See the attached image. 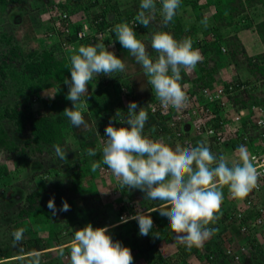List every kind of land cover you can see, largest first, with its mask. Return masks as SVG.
<instances>
[{
	"label": "trees",
	"instance_id": "16d2710c",
	"mask_svg": "<svg viewBox=\"0 0 264 264\" xmlns=\"http://www.w3.org/2000/svg\"><path fill=\"white\" fill-rule=\"evenodd\" d=\"M128 1L0 0V153L6 166L15 163L17 170L11 171L6 167L0 172V178L9 174L13 180L11 186L0 182L3 188L0 191V255L6 259L1 263L26 264L20 257H27L28 253L36 250L42 253L41 264H65L61 255L63 247L57 249L55 258L44 257L45 252L42 251L48 249L52 242L55 246L66 243L61 242L66 229L69 233L66 238L72 241L74 231L88 223L93 227L109 226L113 240L131 248L133 264H142L143 258L147 259V264H187V258L193 255L203 264L232 262V256L221 239L230 214L225 215L226 220L218 219L209 225L218 231L203 247L182 248L183 256H174V262L164 258L160 242L166 243L172 237L163 227L167 218L158 211L151 213L162 235L159 241L150 234L139 235L136 220L128 219L122 223L121 218L132 213V198L124 193L118 196L117 192L111 193L113 196H102L100 179L91 174L87 150L95 149L98 140L107 139L104 133L110 118L117 110L127 115L128 105L133 101L137 102L138 108L145 107L149 113L144 129L146 135L156 138L174 134L161 125L163 116L153 111L152 104L160 102L155 98L142 66L116 38V24L128 22L133 25L137 38L148 45L153 56L156 53L150 41L154 31H169L177 40L190 37L193 47L199 49L203 57L192 71L197 86L192 92L197 93L199 87H210L213 83L226 87L233 84L235 92L230 99L236 114L240 108H249L253 102L264 101V0H203L201 3L200 0H181L177 14L167 26L163 24L162 4L156 0V11L149 27L136 24L141 0H130V5L137 8H129ZM251 9H255L254 13L250 12ZM64 14L68 17L64 18ZM188 15L194 19L193 22ZM43 16L47 18L46 23H42ZM256 17H261V20L257 22ZM205 18L207 27L201 23ZM85 26L90 30L80 37L78 34ZM19 28L23 29L21 39L17 32ZM38 30L43 32L42 37ZM104 30L107 31L104 43L112 42L114 53L125 63V71L113 73L114 76L100 74L93 78L88 84V97L83 98L88 105L83 113L88 127H74L63 115L65 108L73 107V102L66 98L69 87L64 83L66 78L71 79L72 49L99 41L96 33ZM252 41H255V52L248 55L244 45L251 46ZM231 65L236 66L240 76L224 79L222 70ZM242 65H245L249 76L241 77ZM183 73L181 85L185 79ZM206 107L216 113L221 110L218 103H207ZM232 115L230 112L227 117ZM252 119V116L241 117L237 124H231L246 133ZM116 124L122 126L118 120ZM218 125L219 119L214 122V126ZM189 131V128L181 130L177 141L166 142L186 147L197 146L208 139L203 132L190 135ZM249 137L252 140L251 134ZM75 142L76 148L72 146ZM238 143L236 140L235 145ZM57 144L67 152V159L61 161L56 156L54 146ZM249 144L253 148L252 142ZM215 150L218 152V148ZM219 154L220 151L217 158ZM20 166L25 168L21 177L18 176ZM115 186L118 192L126 190L120 188L118 181ZM134 190L144 194L139 189ZM227 191L229 189L225 186L223 194ZM251 195L254 191L247 195L248 198H252ZM53 198L55 213L48 207L49 200ZM81 199L85 201L83 206L79 205ZM64 201L68 202L69 211L60 210ZM256 202L264 206V194L258 195ZM139 203L146 205L147 201L142 199ZM156 203L153 201L148 208L156 207ZM83 214L87 224H84ZM259 216L260 213L252 210L239 222L231 220L235 222L232 231L237 232L241 240L237 250L241 264H264V219L258 221ZM242 226L245 231L240 230ZM19 228L25 230L26 238L17 245L12 234ZM151 248L158 253L154 254Z\"/></svg>",
	"mask_w": 264,
	"mask_h": 264
},
{
	"label": "clouds",
	"instance_id": "9594fccd",
	"mask_svg": "<svg viewBox=\"0 0 264 264\" xmlns=\"http://www.w3.org/2000/svg\"><path fill=\"white\" fill-rule=\"evenodd\" d=\"M160 3L162 4L163 24L167 26L177 14L181 0H160ZM139 9L136 24L149 27L152 15L156 11V0H141ZM45 17L43 16V19ZM201 23L205 27L208 25L206 18ZM100 32L104 33L103 40L72 49L73 54L70 56L71 79L66 78L64 83L69 87L66 98L73 102V107L65 108L63 115L74 127H88L83 114L88 105L83 98L88 97V84L93 78L100 74L114 76L113 73L125 71L126 66L123 60L117 57L114 51L109 50V47L113 49L112 42L104 43L107 31H97L96 34ZM114 33L122 47L127 49L136 62L142 66L154 96L161 106L165 109L171 106L176 110L184 107L188 100L184 88L190 87L191 93L197 88L194 82L196 77L192 71L203 59L200 50L193 47V40L190 37L177 40L173 33L166 30L154 31L150 41V46L156 53L153 56L149 53L148 45L137 38L135 27L128 22L116 24ZM182 71L185 78L183 85L180 83L183 79ZM215 85L216 83L210 87H199V92L193 94L199 95L206 106L207 103H215L209 101L202 93L203 88L212 89ZM148 118L149 113L145 107L138 108L137 102H130L127 115L117 110L114 117L110 118L104 133L107 139L98 140L95 149L87 150L92 171L95 172L98 169L99 173L106 177L114 176L111 179L115 184L118 181L120 188L126 189L122 190L123 193L131 195L132 201H136L139 205L138 208L133 206L132 213L129 217H122L121 222L126 223L128 219L136 220L139 225V235L148 236L150 234L159 241L162 235L151 213L158 211L161 216L166 217L167 220L164 221L163 227L172 236L166 243L175 246L171 249L174 253L166 256L165 241H161L160 245H164L161 248L163 257L174 262V256H183L182 248L190 250L193 247H203L204 243L218 231L209 225L215 224L218 219L226 220L225 215L230 214L225 229H222L221 239L224 240L226 249L231 245L238 249L241 240H239V235L234 236L237 232L232 231L235 222L231 220L236 219L239 222L244 214L252 210L260 213L257 207L263 206L256 201L258 195L264 194V183L259 184L258 170L250 158L253 153L264 154L262 143L254 140L253 135L252 140L249 137L248 141H243L241 136H230V132H227L229 139L225 142L206 139L204 143L199 142L197 146L185 147L180 144L173 146L166 140L177 141L181 130L185 131L187 128L190 130L188 132L190 135L198 134L199 131L195 128V124L180 121L175 125H169L165 122L166 117L163 116L161 125L172 130L174 134L173 136L163 134L152 138L144 132ZM117 120L122 126L115 125ZM156 129H153L154 133ZM236 140L239 142L237 146L235 145ZM250 142L253 148L250 147ZM54 148L56 156L61 161L67 159V152L60 145L57 144ZM215 148H218L221 153L218 158V153L213 152ZM236 155L239 158H235L232 164L226 159L229 158L228 156ZM93 156L96 157L92 158ZM3 162L5 167L3 165L1 168L7 167L11 171H17L15 163L11 162L6 166L4 160ZM101 163L107 165L108 168ZM20 167L18 170L25 172V168ZM8 175L3 174L1 177ZM18 176L21 177L22 172H18ZM1 180L2 178L0 182ZM11 181L13 184L12 178ZM225 186L229 191L223 194ZM134 189H139L144 194L141 195ZM113 190L118 191L117 188ZM251 191H254V195L248 198L247 195ZM101 192L107 193L108 191ZM142 199L147 201L146 205L139 203ZM229 199H236L233 208L221 213L222 203ZM149 201H157L156 207L148 208ZM48 207L55 213L54 198L49 200ZM60 210H70L67 201L63 202ZM240 230L245 231L243 226ZM24 231L23 228H19L13 232L15 244L22 243ZM68 245H70V264H133L131 248L122 245L118 240L114 241L107 225L93 227L91 223H88L74 231L72 241L53 247L58 249ZM150 250L154 254L158 253L154 248ZM200 251L204 252V249ZM41 255V252L33 250L27 254V257L22 256L20 259L26 264H41ZM61 255H63V250H61ZM190 258H187V264ZM230 261L239 262L235 261L233 256ZM142 264H147L146 258H143Z\"/></svg>",
	"mask_w": 264,
	"mask_h": 264
},
{
	"label": "built area",
	"instance_id": "2783aa9c",
	"mask_svg": "<svg viewBox=\"0 0 264 264\" xmlns=\"http://www.w3.org/2000/svg\"><path fill=\"white\" fill-rule=\"evenodd\" d=\"M67 18L66 14L63 15ZM89 32V27L85 26L83 30L79 32V36L83 37ZM100 40L104 39V33L100 32L97 34ZM264 85V79H263ZM190 87L184 88L188 100L186 105L180 110H176L169 106L167 109L163 108L161 104H153V111L159 112L162 116L166 117V123L169 125H175L176 123L192 122L195 124V128L199 132H203L208 139L217 142H225L229 139L227 132H230V136L239 137L241 136L243 141L249 140V135H253L254 140L260 141L264 146V101L253 102L249 108H240L236 114L233 113V103L231 102V95L235 92L234 85L231 84L228 87L223 84H217L212 89L203 88L202 93L209 101H214L219 104L221 113H216L209 107H206L205 103L201 100L200 96L191 93ZM244 86H241L243 89ZM233 114L230 118L227 117L229 113ZM220 116V117H219ZM252 116L253 119L248 125L246 133H242L237 129L236 123L241 117ZM219 119V125L214 126V122ZM251 132V133H250ZM255 167L259 173V184L264 183V154L253 153L250 155ZM250 203V201H248ZM257 210L260 212V216L257 218L258 221L264 219V207L258 206ZM242 245V244H241ZM244 249V248H243ZM242 249V250H243ZM227 252L233 256L235 261H239L240 254L238 249L233 245L227 246Z\"/></svg>",
	"mask_w": 264,
	"mask_h": 264
},
{
	"label": "rangeland",
	"instance_id": "374dc122",
	"mask_svg": "<svg viewBox=\"0 0 264 264\" xmlns=\"http://www.w3.org/2000/svg\"><path fill=\"white\" fill-rule=\"evenodd\" d=\"M201 2H203V0L201 1ZM131 4V1L129 0L128 1V4H127V6L128 5H130ZM135 6V5H134ZM134 6H129V8L130 7H134ZM134 8H137V6L136 7H134ZM261 7H259V9H260ZM254 10L255 9H251V11L250 12H252V13H254ZM30 11V10H29ZM189 14V13H188ZM45 17V16H44ZM188 18H189V20L191 21V22H193L194 21V19L191 17V16H187ZM206 17H208L209 18V20L211 19L210 17V15H206ZM261 20V17H256V21L258 22V21H260ZM26 21L27 20H25V23H26ZM47 22V18L45 17L44 19L42 18V23H46ZM27 24V23H26ZM18 32V37L21 39V35L23 34V29H20L19 28V30L17 31ZM38 34H39V36L40 37H42L43 36V32L42 31H40V30H38ZM253 34H255L256 35V33L254 32ZM252 36V35H251ZM250 36V37H251ZM256 39H257V37H256ZM260 41H261V39H260ZM262 42V41H261ZM251 43V42H250ZM254 43H255V41H254ZM253 43V41H252V43H251V46H249V44L248 45H244L245 46V51L247 52V54L249 55H251V54H253L255 51H254V48H253V45H255ZM261 44V43H260ZM109 50L110 51H114V48L113 49H110V47H109ZM243 57V56H242ZM245 65H242V67H241V77L243 76L244 77V74H248V72H247V70L245 69V67H244ZM226 68V73H224L223 75L227 78V79H233V78H236L237 76L239 77L240 75H239V72H238V70H237V68H236V66H229L228 68L227 67H225ZM223 71V70H222ZM51 92H53V90H51ZM54 93V92H53ZM72 146L74 147L75 146V148L77 147V142H75V143H73L72 144ZM214 151L213 152H215V153H219V151L217 152L215 149H213ZM83 157H84V155H83ZM94 157H96V156H93L92 158H94ZM229 158H226L231 164H232V162H233V160L235 159V158H239V156L238 155H236V156H233V157H231V156H228ZM3 155H2V153L0 154V172L1 171H3L2 170V166L4 165V167H5V164H4V162H3ZM5 161V160H4ZM93 162H94V160H93ZM92 162V163H93ZM92 163H91V165H92ZM13 164V163H12ZM13 166V165H12ZM11 166V167H12ZM15 166V165H14ZM21 168V167H20ZM21 172H24L23 170H21ZM91 174L95 177H97L98 179H100L99 180V182H100V184H101V187H102V191H108L107 193H102V196L103 197H108V195L110 194V196H113V195H111V193H118V196H119V193H123V192H118V191H115V190H113V189H115L116 188V186H115V182H114V180H112L111 179V177L113 178L114 176H111V177H106V175H102V174H100L99 173V171H98V169L95 171V172H93L92 170H91ZM5 175V174H4ZM2 178V182L4 183V184H8V185H12V181H11V176L10 175H8V176H2L1 177ZM109 179V180H108ZM116 180V179H115ZM1 189H3V188H1L0 187V190ZM131 193V192H130ZM109 196V197H110ZM129 196H131V195H129ZM129 201V200H128ZM236 202V199H234V200H231V199H229V200H227L226 202H223L222 203V206H221V213H224V212H226V211H228V210H231L232 208H233V204ZM85 204V201L84 200H80L79 201V205H81V206H83ZM132 205L134 206V207H139V205L136 203V201H133V203H132ZM133 210V209H132ZM79 216V215H78ZM82 218H83V220H84V224H87L88 222L87 221H85V217H84V214H83V216H82ZM155 233H157V232H155ZM63 234H64V236L62 237V239H61V242H67L68 241V239L66 238L67 237V235L69 234L68 233V231H67V229H66V231L65 232H63ZM238 234L236 233L234 236H237ZM24 238H26L25 236H24ZM23 238V239H24ZM212 238V237H211ZM65 240V241H64ZM212 239H209L207 242H209V241H211ZM166 244V243H165ZM53 246H55V243L54 242H52L51 244H50V249H46L44 252L45 253H43L44 254V257H47V258H55V257H57L58 256V250H57V248H55V247H53ZM166 246H167V248L164 250L165 251V254H166V256H169L170 254H173L174 253V251H172L171 252V249H174L173 247H175L174 245H171V244H166ZM161 247H163V246H161ZM52 248H53V250H52ZM63 249V255H62V260H63V262H65V264H70V245H68L67 247H64V248H62ZM168 252H170V253H168ZM1 256V255H0ZM4 258L1 256L0 257V261H2ZM0 264H7V263H0ZM188 264H202V261H200L196 256H193V257H191L190 258V262L188 263ZM231 264H241L240 262H238V263H232L231 262Z\"/></svg>",
	"mask_w": 264,
	"mask_h": 264
},
{
	"label": "crops",
	"instance_id": "0c3cea01",
	"mask_svg": "<svg viewBox=\"0 0 264 264\" xmlns=\"http://www.w3.org/2000/svg\"><path fill=\"white\" fill-rule=\"evenodd\" d=\"M222 72L226 73V68H224ZM224 73H223V74H224ZM247 76H249V74H244V77H247ZM150 202L152 203V201H149V205H151Z\"/></svg>",
	"mask_w": 264,
	"mask_h": 264
}]
</instances>
